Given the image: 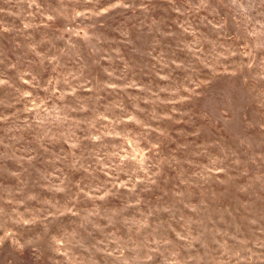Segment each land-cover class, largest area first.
Returning a JSON list of instances; mask_svg holds the SVG:
<instances>
[{
  "label": "rangeland",
  "instance_id": "374dc122",
  "mask_svg": "<svg viewBox=\"0 0 264 264\" xmlns=\"http://www.w3.org/2000/svg\"><path fill=\"white\" fill-rule=\"evenodd\" d=\"M0 264H264V0H0Z\"/></svg>",
  "mask_w": 264,
  "mask_h": 264
}]
</instances>
